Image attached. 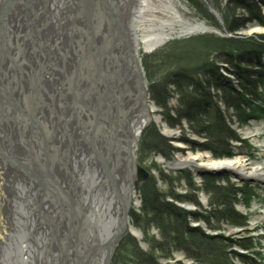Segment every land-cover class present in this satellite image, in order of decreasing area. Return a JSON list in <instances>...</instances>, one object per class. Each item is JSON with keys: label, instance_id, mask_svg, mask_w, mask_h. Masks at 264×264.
<instances>
[{"label": "bare ground", "instance_id": "6f19581e", "mask_svg": "<svg viewBox=\"0 0 264 264\" xmlns=\"http://www.w3.org/2000/svg\"><path fill=\"white\" fill-rule=\"evenodd\" d=\"M19 2L0 29V264H112L105 246L127 224L138 140L155 110L135 105L142 93L151 99L144 56L173 37L221 30L189 21L175 0ZM111 19L141 65L140 89L122 79ZM257 130L244 135L263 157ZM170 166L264 185V163L247 156Z\"/></svg>", "mask_w": 264, "mask_h": 264}, {"label": "trees", "instance_id": "16d2710c", "mask_svg": "<svg viewBox=\"0 0 264 264\" xmlns=\"http://www.w3.org/2000/svg\"><path fill=\"white\" fill-rule=\"evenodd\" d=\"M220 0H217L218 3ZM264 0H226L224 17L230 33L246 28L249 22L262 20L261 5ZM264 36L220 37L207 35L174 40L159 50L144 56L145 71L151 81L150 97L162 109L161 116L171 129L184 125L206 142L196 143L183 138L196 150H210L216 159L231 158V143L239 141L221 112L219 101L234 109L241 122L256 117L253 101L260 100V86L264 83ZM222 71L228 72L240 82L237 92ZM215 92H213V90ZM177 99L174 106L171 100ZM143 134L139 147L141 159H152V169L159 176H150L138 186L142 196L140 208L131 214L132 224L142 233V240L126 234L122 239L114 264H165L184 256L196 264H234L229 258L225 242L209 238L202 227L190 226V220L205 218L211 229L226 225H247L245 216L236 210L237 197L243 192L235 183L216 185L214 178L198 184L192 173L186 171L165 172L153 161L155 155L171 158L176 150L169 144L155 125ZM183 151V150H182ZM181 188L184 191L179 190ZM209 193L211 218L181 204H194L198 209L199 192ZM215 216V217H214ZM158 230L156 235L153 230ZM249 241V239L245 240ZM146 248L142 247V244ZM252 251L249 242L240 244ZM245 260V256H242Z\"/></svg>", "mask_w": 264, "mask_h": 264}, {"label": "rangeland", "instance_id": "374dc122", "mask_svg": "<svg viewBox=\"0 0 264 264\" xmlns=\"http://www.w3.org/2000/svg\"><path fill=\"white\" fill-rule=\"evenodd\" d=\"M179 1H181V4H179ZM177 2L178 8L183 11L184 16L189 21L193 22H206L211 27H216L221 30V34L218 31L210 32V33H204V34H193V36H182V37H173L171 40L167 41V43L161 45L159 48H156L149 53L146 54L150 55L151 53L159 50L160 48L164 47L165 45L170 44L174 40H182V39H188L193 38L196 36H204L207 35H213V36H220V37H253L259 35L264 36V25L262 20H258L257 22H249L246 25V28H243L236 32V34H232L229 31L228 28V22L226 21V18L224 17V11L226 8V0H220L218 3L217 0H175ZM17 5L19 2H16ZM261 5L262 8V14L264 16V4L258 3ZM216 11L219 12L220 17H222V21L220 17L216 15ZM143 65L144 59H143ZM223 74H229L228 72L222 71ZM147 73V71H146ZM147 75V74H146ZM149 76V75H148ZM148 86L151 85V81L148 78ZM233 82V86L235 87V90L237 92H241V85L239 84L237 80H231ZM238 82V84H236ZM151 88V86H150ZM213 92H215L214 89H212ZM260 92V100L259 101H253V112L256 115V117H251V119L247 120L246 122H241L238 117L235 115L234 109L228 107L224 101H219L218 105L220 106L221 112L226 116L227 122L229 126H231L232 129L235 130L237 136L240 138L239 141H234L231 143V158L235 156H247L250 160H254L255 162H258L260 164L264 163V156L260 157L261 148H257L258 144L254 140H248L246 135H244L245 132L251 131L254 129H258L257 131L260 132V136L262 137V140H264V83L260 86L259 89ZM150 95V92H149ZM30 100V99H29ZM177 103V99L173 98L170 102V106H174V104ZM150 106L154 107L155 110L151 116V122L150 125L155 124L161 131V134L169 140V144L176 150L174 154H172L171 158H166L162 155H155L154 160L159 165L162 166L163 170L165 172H176L169 167V162H172L173 160H187L189 158L198 157V155L202 156H210L214 160L220 161V160H226L231 158H220L216 159L212 152L204 149H198L196 150V146H191L188 143H185L183 141V138L191 139L195 141L196 143H205L206 139L200 137L199 135L194 134L187 128V124L184 125V130L187 132L185 135L184 132L181 129H171L168 127V125L164 122L161 112L162 109L157 107L153 100L150 99ZM148 126V127H149ZM147 127V128H148ZM146 128V129H147ZM145 131L142 133L145 134ZM256 132V133H258ZM138 144L137 152L139 153V165L145 168L150 176H159V173H157L156 170L152 169V159L144 158L141 159L139 147L141 145V139ZM183 150V151H182ZM184 171L192 173L194 180L199 184H203L206 179L210 181L211 179H215L214 183L216 185H222L227 186L228 182H233L236 184V187L242 188L243 192L238 195L237 197V204H236V210L241 213V215L245 216L247 225L245 226H238V225H226L223 224L220 229H211L209 226H207V222H205V218H202L201 220H190V226L192 227H202L204 234L209 238H216L221 242H225V247H227L228 250V256L229 258L233 259L234 264H264V185L259 183L258 181H252V180H246V181H240L236 178V176L233 173H228L227 171L224 172H215V171H204V170H197L193 166H187V168L184 169ZM143 183H137L136 189L134 192L135 199L132 204L131 214L133 211L138 210L140 208L141 202H142V196L139 194L138 186ZM179 190H182L179 188ZM199 203L202 204V208L198 209V207L194 204H181L182 207H184L186 210H192L199 212L202 214V216L206 218H211V216L208 214V211L211 209L210 204V196L209 193L205 191L199 192ZM130 214V220L131 223L128 230L126 231V234H129L135 238H138L139 240H142V233L137 227H134L132 224V218ZM215 217V216H214ZM234 231H239L240 234H232ZM158 233V230H153L152 234L156 235ZM125 235L119 240V243L117 244L116 248L114 249V255L111 260V263H113L115 255L117 253V250L123 241L122 239L125 237ZM249 239V241H245ZM245 242H249L254 246V249L252 251L244 250L242 249L240 244H245ZM143 248H146V245L142 244ZM242 256H245V260ZM175 260L170 261L169 263L165 264H196L194 261L187 259L183 253L176 254Z\"/></svg>", "mask_w": 264, "mask_h": 264}, {"label": "water", "instance_id": "95a60500", "mask_svg": "<svg viewBox=\"0 0 264 264\" xmlns=\"http://www.w3.org/2000/svg\"><path fill=\"white\" fill-rule=\"evenodd\" d=\"M16 2H18V0H4L2 2V9L0 11V29L2 28L1 27L3 25L2 23L5 21L7 16L10 13H12L13 9L15 8ZM216 15H217V13H216ZM108 22H110L113 30L116 32V35H117L115 37V40H114L115 44L117 43L119 45V48L121 49V54H120L118 59L120 60L121 65L123 67V71H122V74H121L122 79H128V82H133L134 85L140 89L142 87L140 85L141 82H142V79H141V76H140L141 65H139V62H138L137 58L133 54L130 53L131 43H129V41L125 37L123 31L118 26L119 24L117 22H115L114 19H111ZM212 32L213 31H211V33ZM97 37L98 36H96L94 34V37L92 39H90V41H89L90 44H92L93 41L95 39H97ZM92 48H94V45H92ZM119 79H121V77ZM136 98H137L136 99L137 101H136L135 105H137L136 106L137 108H138V105L140 104L141 98L143 99L142 101H144L145 105H144V110H142V111L144 112V114H147L148 113L147 106L149 105L150 102L147 101L146 96L143 95V93H142L140 96L138 95ZM86 106L89 107V105H86ZM89 108H91V107H89ZM144 114L141 112V117L144 116ZM150 122H151V119L142 128V130H143L142 133L150 125ZM142 133H141V136H142ZM171 163H175V160H173L172 162H169L170 169H172L174 171H183L185 169L183 167L173 168V167L170 166ZM104 165H106V163ZM106 167L108 168L107 165H106ZM137 174H138V180H137V182L135 184L140 183V182H144L145 180L149 179V177H150V174L148 173V171L145 168H143L142 166H140V165L137 167ZM109 176H110L111 179L113 178V177H111L112 175H109ZM112 181H114V179H112ZM135 187H136V185H135ZM135 189L136 188H134V192H135ZM133 196H134V194H133ZM132 204H133V202H132ZM132 204L130 206L131 208L128 210L127 215H126L127 224L124 226L121 234H119L117 236V239L114 240L112 245L108 244V245L105 246L106 250H108V251H110V249L112 248L113 255H114V249L116 248L117 244L119 243V240L125 235L126 231L128 230L127 228L129 227V225L131 223V220H130L129 217H130V214H131ZM113 255H112V257H113Z\"/></svg>", "mask_w": 264, "mask_h": 264}, {"label": "built area", "instance_id": "2783aa9c", "mask_svg": "<svg viewBox=\"0 0 264 264\" xmlns=\"http://www.w3.org/2000/svg\"><path fill=\"white\" fill-rule=\"evenodd\" d=\"M236 84H238V82H236Z\"/></svg>", "mask_w": 264, "mask_h": 264}]
</instances>
